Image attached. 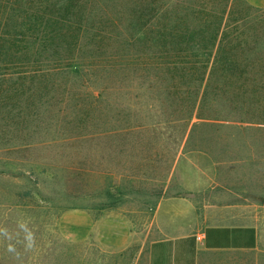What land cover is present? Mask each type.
<instances>
[{
  "label": "rangeland",
  "instance_id": "374dc122",
  "mask_svg": "<svg viewBox=\"0 0 264 264\" xmlns=\"http://www.w3.org/2000/svg\"><path fill=\"white\" fill-rule=\"evenodd\" d=\"M75 9L74 49L0 66V264H146L149 243L175 220L157 210L169 197L191 204L176 220L193 231L262 227L257 248L201 250L196 264H264V7L75 0ZM129 35L144 45L128 46ZM206 58L198 99V70H170Z\"/></svg>",
  "mask_w": 264,
  "mask_h": 264
},
{
  "label": "trees",
  "instance_id": "16d2710c",
  "mask_svg": "<svg viewBox=\"0 0 264 264\" xmlns=\"http://www.w3.org/2000/svg\"><path fill=\"white\" fill-rule=\"evenodd\" d=\"M79 16L80 12L75 9V0H67L62 4L61 0H0V66L41 63L47 59L57 58L64 44L67 51L74 49L77 38L75 31L78 29L75 23L79 22ZM157 39L150 38L149 41L158 43ZM89 42L101 45L94 42L91 35ZM125 42L128 46L135 45L136 42L144 45L143 39L139 36L129 35ZM113 54L120 57L122 55L119 50ZM205 60L207 58L202 61L196 60L198 66L194 63L184 67L178 63L172 64L171 67L174 68L170 70L172 76L178 71L176 76L179 77L188 75L190 67L198 70L199 76L194 84V93L199 94L198 99L205 93V82L209 78L207 75L209 68L204 63ZM126 67L125 64H121L116 66V69L122 71ZM168 67H165L166 70H169ZM209 73H212V70Z\"/></svg>",
  "mask_w": 264,
  "mask_h": 264
},
{
  "label": "crops",
  "instance_id": "0c3cea01",
  "mask_svg": "<svg viewBox=\"0 0 264 264\" xmlns=\"http://www.w3.org/2000/svg\"><path fill=\"white\" fill-rule=\"evenodd\" d=\"M244 1L264 7V0ZM190 209L191 204L184 198L169 197L159 202L157 210L173 215L175 220H167L162 227L159 225L163 235L149 243L146 264H196L201 250L246 251L257 248L262 242V227L258 223H210L199 231L180 225L176 216Z\"/></svg>",
  "mask_w": 264,
  "mask_h": 264
}]
</instances>
